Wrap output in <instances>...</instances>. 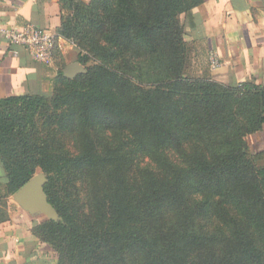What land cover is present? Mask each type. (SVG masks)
Here are the masks:
<instances>
[{"label": "trees", "instance_id": "obj_1", "mask_svg": "<svg viewBox=\"0 0 264 264\" xmlns=\"http://www.w3.org/2000/svg\"><path fill=\"white\" fill-rule=\"evenodd\" d=\"M202 1L59 0L56 34L90 52L82 65L97 60L61 69L50 98L0 97V197L45 173L62 220L31 231L61 264H264V150L245 142L264 126V86L186 77L180 16Z\"/></svg>", "mask_w": 264, "mask_h": 264}, {"label": "crops", "instance_id": "obj_2", "mask_svg": "<svg viewBox=\"0 0 264 264\" xmlns=\"http://www.w3.org/2000/svg\"><path fill=\"white\" fill-rule=\"evenodd\" d=\"M180 19L185 24L184 40L193 51L195 74L225 84L251 81L264 86V0H203L191 10L190 21L183 14ZM25 23L56 33L59 0H0V28ZM210 51L220 63L214 69L204 63ZM45 75L44 65L23 48L11 54L0 32V97L35 93L40 82L47 81ZM252 138L254 151L264 150V127ZM2 176L0 162V190L4 188ZM6 200V217L0 218V264H52L47 257L49 247L31 231L35 215L21 209L12 194Z\"/></svg>", "mask_w": 264, "mask_h": 264}, {"label": "rangeland", "instance_id": "obj_3", "mask_svg": "<svg viewBox=\"0 0 264 264\" xmlns=\"http://www.w3.org/2000/svg\"><path fill=\"white\" fill-rule=\"evenodd\" d=\"M63 14H66V12H64ZM44 28H46L47 30H49L53 34L52 60L50 63L40 62L44 65L45 74H46L45 76H46L47 81H41V82L38 81V83L40 82L41 85L39 87V90L36 91L35 93L40 94V95H44V96H47L48 98H50L52 96V94L54 93L55 88L58 84V82H57L58 72L67 63L72 62V61H78V58L80 57L81 51H84L83 52L84 54H85V52L86 53H90V52H88L84 48L82 50H80V48L76 44L77 41L75 39H72V38L66 39V38L62 37L61 35L53 33L49 28H47V27H44ZM192 53H193L192 48L190 46H188L187 47V58H186L185 67H184V74L186 75V77H191V78L192 77H202L203 75L195 74V72L192 71V65H193ZM88 57L89 58L86 61V64L83 65L84 68L87 65L93 64L95 62V60H97L93 56H88ZM204 63L206 64V66H207V64L210 66L208 56H204ZM211 69H214V68H211ZM216 82H218V81H216ZM219 83L225 84L222 82H219ZM225 85H227V84H225ZM40 122H41V119L39 118L38 124H40ZM41 129L42 128L39 127L38 131H40ZM252 134L253 133L247 134L245 136V142L247 144L246 151L250 156L254 155L258 152V151H254V146H253L254 139L252 138ZM55 139L57 140V143H59L61 147L68 149V150L73 149L72 141H71L70 137L68 136V134H66L64 131H61V132L56 131L55 132ZM259 157H260V159L259 160L255 159V162L259 165L264 166V158L262 157V155H259ZM146 161H147L146 159L140 160V158H137L135 160V163L137 165L142 166V164L144 165V163ZM39 172H43V171H41L40 169H37L36 173H39ZM78 192L80 193L81 198H84V192H83V189L81 187H79ZM6 201L7 200L5 198L0 197V206H2V207L7 206ZM35 217H36L37 222L43 221V220H49L44 215H35ZM195 221L196 222L194 223V229H196L197 231H200V232L210 233L212 231V228L214 227V224L211 223V221L206 220V219L199 218V219H196ZM175 223H176V221L174 219H171L170 217H165L163 220L164 232H166L170 228H172L175 225ZM44 243H46V245L49 247V250H48L49 252H47V257L52 261V264H61V262H59V256L57 254L58 252L55 249V247L52 244H49L47 242H44ZM66 263L69 264L67 261H64L62 264H66Z\"/></svg>", "mask_w": 264, "mask_h": 264}, {"label": "built area", "instance_id": "obj_4", "mask_svg": "<svg viewBox=\"0 0 264 264\" xmlns=\"http://www.w3.org/2000/svg\"><path fill=\"white\" fill-rule=\"evenodd\" d=\"M11 54L17 55L18 48H23L30 58L42 63L52 60L53 34L44 27L33 23L0 28ZM211 68L219 66V59L213 51L208 53Z\"/></svg>", "mask_w": 264, "mask_h": 264}, {"label": "water", "instance_id": "obj_5", "mask_svg": "<svg viewBox=\"0 0 264 264\" xmlns=\"http://www.w3.org/2000/svg\"><path fill=\"white\" fill-rule=\"evenodd\" d=\"M84 66L78 61L67 63L62 68L65 78H73L75 75L84 73ZM48 179L43 172L34 174L26 183L12 194V199L17 205L32 215H44L47 219L58 222L62 218L49 202L44 190Z\"/></svg>", "mask_w": 264, "mask_h": 264}]
</instances>
